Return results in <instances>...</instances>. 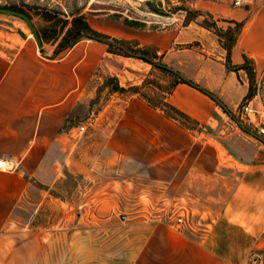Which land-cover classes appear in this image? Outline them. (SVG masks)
<instances>
[{"label":"crops","instance_id":"obj_1","mask_svg":"<svg viewBox=\"0 0 264 264\" xmlns=\"http://www.w3.org/2000/svg\"><path fill=\"white\" fill-rule=\"evenodd\" d=\"M235 1L190 0L189 9L198 15L186 22L181 16L179 24L162 31L91 16L90 29L108 41L81 38L53 58L43 48L39 51L24 25L10 21L13 26L0 30V159L11 168L0 170V264H264V145L247 146L237 163L241 168L223 164L236 177L224 178L215 219L196 238L183 233L186 226L159 220L109 224L104 219L112 198L106 189L113 184L119 186L121 197H127L128 186L141 184L145 177L155 186L166 184L174 195L177 187L190 191L187 186L193 184L196 172L208 185L203 170L220 163L177 161L174 120L161 113H127L125 129L110 134L94 130L77 144L69 128L97 69H109L112 57L132 61L109 53L113 40L153 49L175 78L196 87L175 83L165 103L199 125L231 121L249 92L244 67L264 65V0H238L237 6ZM201 14L223 32L240 24L229 52L223 39L203 26ZM137 120H153L156 129L149 132L163 134L166 129L173 140L145 149V130L132 123ZM152 151L166 152L167 159L155 160ZM98 169L103 170L99 182L92 173ZM66 171L83 174L91 186L86 194L91 204L78 213L76 222L80 225L88 218V227L62 226L70 215L62 202L64 212L55 223L17 225L23 203L33 201L37 192L43 194L42 188L62 182ZM113 174L118 179L111 181ZM42 200L35 205L36 213Z\"/></svg>","mask_w":264,"mask_h":264},{"label":"rangeland","instance_id":"obj_2","mask_svg":"<svg viewBox=\"0 0 264 264\" xmlns=\"http://www.w3.org/2000/svg\"><path fill=\"white\" fill-rule=\"evenodd\" d=\"M189 2L190 0H0V8L21 12L26 16L39 37L47 57L53 58L65 52L74 40L87 37L83 24L87 23L88 17L95 16L120 22L135 29L162 31L179 24L181 16H185L186 22L198 15L199 12L189 9ZM201 17L203 21L210 20L204 14H201ZM10 21L18 22L28 28L22 19L0 14V30H7V26H13ZM27 31L34 38L30 29ZM123 51L129 52L128 55L131 52H143L151 58L155 66L143 61L139 54L128 56ZM109 53L132 58V61L130 59L119 61V58L112 57L109 69L104 71L99 67L94 73V78L89 81L75 108V118L69 124V128L73 129V141L77 144L78 140H84L87 134H91L94 130L110 134L114 130L125 129L124 125L127 122L123 121V117L127 113L134 115L142 112L161 113L164 116L170 114L176 119L175 128L171 129L177 150L176 160L220 164L211 167L209 165L208 170H203L208 174L207 186L202 183L205 180L200 179L197 172L194 173L193 184L187 186V190H190L188 193H184L182 186L177 187V193L174 195L172 191H168L166 184L161 187L155 186L152 180L146 177L141 184L128 186L127 197L120 196L118 185H110L106 189L112 196L107 202L110 214L104 219L109 224H116L115 221L128 223L146 219L159 220L168 225L177 224L182 229L186 226V229L182 230L184 234L189 237H201L207 228L206 225L211 224L215 219L213 213L219 210L221 205L216 199L224 192L225 186L222 185L224 178L236 177L231 174L232 169L223 167V164L233 163L237 168V163L242 161L243 154L246 155L247 146L258 148L264 145L261 141H264V134L258 135V129H264V65L246 66L249 92L231 121L225 118L211 125H199L178 109L176 110L182 116L172 114L162 106L177 78L167 71L169 69L162 63L161 56L153 49L141 50L134 43L116 42L109 49ZM156 65L166 69L161 70ZM244 104H249L256 110V113L249 114V120L246 122H242L239 117V110ZM150 118L156 119L154 116ZM153 120L132 122L140 123L134 128L138 127L141 130L143 127L145 130L146 137L143 142L145 149L149 145L166 146L171 143L169 140H173V137L168 138L166 129L163 130V134L160 133L162 131L153 134L149 132L150 129H156L155 125L152 126ZM81 126L84 127L83 131L79 129ZM94 151L95 149H92V152ZM238 153H240L239 158ZM150 155L151 157L155 155L157 161L167 159L166 152L152 151ZM72 156L74 157V153ZM92 173L99 177L96 181L102 180L103 170H93ZM64 175L62 182L57 183L52 189L42 188L43 194L37 192L33 201L28 200L23 203L17 214V225L22 228L23 224L55 223L64 212L61 207L62 202L67 205L70 214L68 221L65 225L62 223V226L67 225L69 228L75 226L76 229L88 227V218H83L84 223L80 225L76 223L78 213L86 212L84 210L91 204L87 201L86 195L91 189V186H88V179L83 174L74 172L66 171ZM116 176L118 175L113 174L111 181L118 179L115 178ZM205 188H208V192H205ZM100 189L99 187L98 190ZM39 199H43V204L36 213L35 205L39 203ZM179 218H182L180 223L177 222Z\"/></svg>","mask_w":264,"mask_h":264},{"label":"trees","instance_id":"obj_3","mask_svg":"<svg viewBox=\"0 0 264 264\" xmlns=\"http://www.w3.org/2000/svg\"><path fill=\"white\" fill-rule=\"evenodd\" d=\"M19 13H21V12H19ZM22 14V13H21ZM203 26L204 27H206V28H208V29H211V30H213L216 34H217V36L220 38V39H223V46L225 47V49H227V51L229 52L230 51V49H231V47L233 46V44L235 43V40H236V37H237V34H238V32H239V29H240V24H236L235 25V27L234 28H228V30L226 31V32H223L221 29H219V28H217V26H216V23L214 22V21H212V20H204L203 21ZM83 28L86 30V33H87V37H89V38H94V39H102V40H105L106 42L108 41V37H105V36H102V35H100V34H98V33H96V32H94L93 30H91L90 29V27L88 26V24L85 22L84 24H83ZM78 40H74L73 42H72V44L71 45H73L74 43H76ZM116 42H122V43H124V44H128V43H131V42H124V41H116V40H113V44H111L110 45V48H112L113 47V45L116 43ZM136 46V45H135ZM71 47V46H70ZM109 48V49H110ZM141 50H144V49H141ZM146 50V49H145ZM124 53H126V55H128V53L129 52H125V51H123ZM137 54H139L138 56L143 60V61H145V62H147V63H149V64H153L152 63V60H151V58H148L147 56H146V54L145 53H143V52H131L129 55L131 56H136ZM128 55V56H129ZM154 65V64H153ZM155 66V65H154ZM156 67L157 68H161V70L162 69H166L165 67H163V66H160V65H156ZM245 69H246V67H244ZM168 72H170V73H173L172 71H170V70H167ZM178 82H180V83H185V84H188V85H190V86H193L192 84H191V82H189V81H187V80H185V79H183V78H181V77H177V80H176V82L175 83H178ZM193 87H195V86H193ZM196 88V87H195ZM152 107H155L154 105H151ZM162 106L164 107V108H166V109H168L169 111H171V113L172 114H175V115H181L182 116V114L179 112V111H177L176 109H174L172 106H170V105H168L167 103H165V101L162 103ZM167 116H168V118H170V119H172V120H176L172 115H170V114H166Z\"/></svg>","mask_w":264,"mask_h":264},{"label":"built area","instance_id":"obj_4","mask_svg":"<svg viewBox=\"0 0 264 264\" xmlns=\"http://www.w3.org/2000/svg\"><path fill=\"white\" fill-rule=\"evenodd\" d=\"M234 5L237 6L239 5V1L236 0L234 2ZM250 113H256V110H254L253 108L250 107L249 104H244L243 106H241V109L239 110V117H240V120L242 122H246L247 120H249V114ZM80 131H83L84 130V127L81 126L80 128ZM264 134V129H258V135L259 136H262ZM11 168H9L6 164V162L2 159H0V170L1 171H7V170H10ZM182 221V218H179L177 220L178 223H180Z\"/></svg>","mask_w":264,"mask_h":264},{"label":"water","instance_id":"obj_5","mask_svg":"<svg viewBox=\"0 0 264 264\" xmlns=\"http://www.w3.org/2000/svg\"><path fill=\"white\" fill-rule=\"evenodd\" d=\"M0 14L11 15V16H15V17L22 19L27 24L28 28L30 29V31H31L36 43H37L39 51L42 52L41 41H40L39 37L37 36L36 32L34 31L30 20L26 16L19 14L17 12H13V11L2 9V8H0ZM261 141L264 142L263 140H261Z\"/></svg>","mask_w":264,"mask_h":264}]
</instances>
